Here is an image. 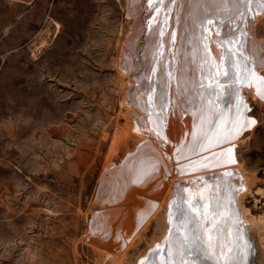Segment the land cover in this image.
<instances>
[{"label":"bare ground","instance_id":"obj_1","mask_svg":"<svg viewBox=\"0 0 264 264\" xmlns=\"http://www.w3.org/2000/svg\"><path fill=\"white\" fill-rule=\"evenodd\" d=\"M125 5L130 28L118 64L119 78L128 79L123 132L134 136L135 148L104 168L110 172L102 175L93 202L99 195L101 204L119 203L92 208L85 239L101 255L115 257L168 196L162 238L138 264H260L264 214L243 218L248 188L232 146L246 122L244 93L263 99L264 40L255 24L264 19V0ZM92 235L118 247H103Z\"/></svg>","mask_w":264,"mask_h":264},{"label":"rangeland","instance_id":"obj_2","mask_svg":"<svg viewBox=\"0 0 264 264\" xmlns=\"http://www.w3.org/2000/svg\"><path fill=\"white\" fill-rule=\"evenodd\" d=\"M125 10V0H0V264H138L162 238L168 196L115 257L85 239L104 168L135 148L123 132L128 79L119 78ZM255 31L264 40V19ZM244 94L255 124L232 149L248 188L243 218L257 220L264 98Z\"/></svg>","mask_w":264,"mask_h":264},{"label":"water","instance_id":"obj_3","mask_svg":"<svg viewBox=\"0 0 264 264\" xmlns=\"http://www.w3.org/2000/svg\"><path fill=\"white\" fill-rule=\"evenodd\" d=\"M98 195V194H97ZM114 201V202H113ZM130 202H136V200L133 198L132 200H130ZM130 202H128V203H130ZM116 203H119V202H116L115 200H104V202L101 204V203H99V195H98V197H97V199H96V201H94L93 203H92V207L93 208H95V209H98V210H103V209H106V208H108V207H111V206H116V205H118V204H116ZM99 204H101V205H99ZM89 239L91 240V241H93V242H96V243H98L99 245H101V246H103V247H105V246H109L111 249H115V248H117L118 246L117 245H113L112 243H110L109 242V240H105L104 239V237H103V235L101 236V237H98L97 235H95V236H90L89 237ZM117 242L120 244V242H121V240H120V238H118V240H117ZM118 244V245H119ZM121 246H123V243L121 244ZM120 246V247H121ZM263 261V260H262ZM264 263V262H263Z\"/></svg>","mask_w":264,"mask_h":264},{"label":"snow or ice","instance_id":"obj_4","mask_svg":"<svg viewBox=\"0 0 264 264\" xmlns=\"http://www.w3.org/2000/svg\"><path fill=\"white\" fill-rule=\"evenodd\" d=\"M225 76L227 77L228 76V73H225ZM261 98H264V94H261ZM253 124H255V121L254 120L246 121L245 124L243 125V127H251V125H253ZM238 133H239V129L237 131V134ZM234 138H235L234 135H232V136H226V139L227 140H232ZM221 142H223V141H221ZM229 151H231V150H229ZM205 167H207V165H205Z\"/></svg>","mask_w":264,"mask_h":264}]
</instances>
